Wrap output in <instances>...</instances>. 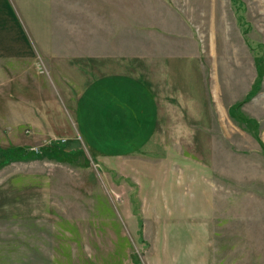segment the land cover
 I'll return each mask as SVG.
<instances>
[{
    "label": "rangeland",
    "instance_id": "obj_1",
    "mask_svg": "<svg viewBox=\"0 0 264 264\" xmlns=\"http://www.w3.org/2000/svg\"><path fill=\"white\" fill-rule=\"evenodd\" d=\"M11 1L0 264H264V0Z\"/></svg>",
    "mask_w": 264,
    "mask_h": 264
},
{
    "label": "crops",
    "instance_id": "obj_2",
    "mask_svg": "<svg viewBox=\"0 0 264 264\" xmlns=\"http://www.w3.org/2000/svg\"><path fill=\"white\" fill-rule=\"evenodd\" d=\"M11 0H0V62L29 58L28 42L23 38L24 29L14 21Z\"/></svg>",
    "mask_w": 264,
    "mask_h": 264
},
{
    "label": "trees",
    "instance_id": "obj_3",
    "mask_svg": "<svg viewBox=\"0 0 264 264\" xmlns=\"http://www.w3.org/2000/svg\"><path fill=\"white\" fill-rule=\"evenodd\" d=\"M238 106H239V105H237L236 107L231 108V109L229 110V114H230V116H231L232 118H234L236 121L240 122V123H244V124L252 123V121H248V120L244 119V118L242 117V115L239 114ZM239 119H243L244 122H242V121L239 120ZM6 157H7V158H11V155L6 154ZM14 158H15V157H14Z\"/></svg>",
    "mask_w": 264,
    "mask_h": 264
}]
</instances>
